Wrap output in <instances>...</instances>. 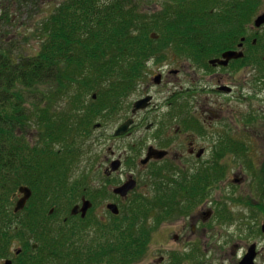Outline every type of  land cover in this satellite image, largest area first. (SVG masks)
<instances>
[{
  "label": "trees",
  "instance_id": "trees-1",
  "mask_svg": "<svg viewBox=\"0 0 264 264\" xmlns=\"http://www.w3.org/2000/svg\"><path fill=\"white\" fill-rule=\"evenodd\" d=\"M22 2L24 7L29 0ZM163 2L160 11L147 13L134 0H63L41 23L37 31L42 38L40 49L31 56L18 52L11 42H2L9 31L0 27V258L11 256L9 245L15 236L25 237L22 226L30 227L32 240L38 242L36 249L30 245L34 254L40 249L54 251L49 241L58 232L48 228V218L63 213V207L73 216L70 209L86 189L85 182L72 181L69 163L85 153L82 140L91 134L99 117L119 112L125 96L133 92L146 58L154 53L151 45L162 41L153 37L164 34L166 45L183 44L191 54L204 53L206 58L232 49L241 38L255 40L247 36L246 24L262 0ZM0 7V26L11 24L9 8ZM263 41L264 37L259 38L260 44L256 40L252 47L261 48ZM39 87H48L50 92L35 91L37 97L45 96L51 106L65 100L67 106L57 112L41 106L44 102L34 97L32 109L26 108L33 97L27 91ZM88 91L96 92L92 98L97 95L96 101L86 100ZM34 131L38 142L32 144L26 135ZM21 187L39 194L43 201L49 197L37 206L28 201L15 213L9 197L15 198ZM28 204L30 210L22 219ZM135 228L133 224L130 237L138 242ZM77 253L60 251L39 255L36 260L27 255L25 263L44 264L55 255L76 262ZM16 258L17 264H25L22 252Z\"/></svg>",
  "mask_w": 264,
  "mask_h": 264
},
{
  "label": "rangeland",
  "instance_id": "rangeland-1",
  "mask_svg": "<svg viewBox=\"0 0 264 264\" xmlns=\"http://www.w3.org/2000/svg\"><path fill=\"white\" fill-rule=\"evenodd\" d=\"M7 1L0 0V6L3 4L9 8L10 12L7 14L11 17L12 22L0 26L1 29L9 31L7 32L8 36L2 37V42H11L13 47L23 55H36L42 42L37 31L41 23L53 14L63 0H29L28 3L24 4V7H21L23 0ZM134 1H139L143 11L147 13L158 12L164 6L163 0ZM215 7L217 8L218 5ZM262 13H264V0L251 17L250 23L246 24L247 36L251 40H257V42L259 38L264 37V26L254 29L253 22ZM153 38H155L154 40L162 39V41L151 45L150 48L153 49L154 53L146 58L147 61L144 62L140 70L141 77L138 79L133 92L125 96L118 109L119 112L111 114L110 117H107V114L99 117L100 119L94 124H102L101 127L92 129L91 134L85 139L83 138L82 142L86 144L85 153L73 163H69V165L71 164L69 173L72 181H83L85 182L83 183L84 186L101 182V176L96 172L104 157L103 155H106V149L113 145L120 148L123 141H129V139H115L113 133L123 121L127 103H132L139 95L138 90L143 91L147 84L151 85L147 93L155 96L159 110L155 109L153 112L158 111L159 115L164 110L165 98L170 97L173 92L183 94L191 87L205 86V88H210L216 83V78L212 73L217 70H210L206 60L205 65L209 70L203 71L202 65H198L190 58L189 47L187 48L183 44H180L182 46L176 45L175 48L166 45L167 40L164 34H158L157 37ZM239 44H242L239 50L244 53L243 59L240 61V70L232 69L234 72L236 71L235 73L226 72L233 73V77L223 76L225 84L235 87V94L226 97L205 92L200 95L202 102L214 105V102L217 101V106L223 109L222 120L208 130L209 146L212 147V141L217 135L227 133L234 136L235 141L240 142L242 147L239 156L227 155L225 157V168L221 175L223 178L214 181L213 185L207 189L204 210L210 209L213 218L220 223V226L217 224L212 226L208 234L209 240L202 241L204 246L192 238L189 241L182 239L176 245L165 244L164 247L167 250L164 252L158 250L161 247L160 243H166L165 235L168 234L167 232H177V228L168 227L169 224L162 222L161 219L156 220L157 207L150 204L151 201L148 203L149 207L144 209H140L141 206L130 204L129 207L125 208V219L120 218L109 223H100L102 228L96 223L91 224L84 230L80 229L81 232H78L77 224L72 218L68 219L71 222V227L64 226L63 218L70 217V215L67 213L69 209L63 207L61 209L63 213L59 215L55 213L53 218H48L47 226L52 233H65L66 230H68L67 233L71 232V237L67 243L74 250H77L78 258L76 262L69 257L64 261L55 262L50 261V259L47 261L46 258L44 264H160L161 257L164 259L163 264H238L251 245H256L255 264H264V231H262L264 225V181L262 178L264 176L261 175L264 173V79L262 74L264 72V41L262 47L258 49V46L253 48L251 42L246 41V39L244 42L238 40L232 49H236ZM259 44L260 42H258ZM161 69L165 74L167 72L166 77L160 85H155L152 79ZM174 70H178V73L168 75V72ZM35 91L50 92L48 87L32 89L31 92L27 91L33 96L32 100L25 103L29 110L32 109L34 97L44 102L41 106H50L52 110L57 112L62 111L67 106L65 100L55 101L53 102L54 106H51L48 103L49 100H45V96L44 99H40L36 96ZM94 93L96 92L88 91L86 100L96 101L97 95L95 100L92 99ZM182 96L181 101L188 105L192 99H186L185 95ZM189 106L193 108L194 105L190 104ZM193 110L195 112L194 108ZM218 123L223 126H219ZM229 130L231 132H228ZM141 133H145V130H140L139 134ZM26 137L32 144L38 142V135L35 131ZM76 138L78 137L76 136ZM53 147L56 151L59 149L57 144ZM234 176L242 177V181L234 184L232 182ZM167 177H171V174ZM142 184H145V181L142 180ZM141 190H145V188L142 186L138 191ZM181 191L176 190L178 197H181ZM18 197V193L13 199L9 197L11 210L14 209ZM48 197L44 201H47ZM136 197L133 196L132 199L134 200ZM44 201L41 200L39 194L33 192L29 203L37 206ZM30 204H28L29 208L27 207L26 212L21 214L22 219L26 218ZM170 219L174 220V218ZM224 220L228 222L225 223ZM66 224L68 225V223ZM133 224L140 236L138 242H134V238L130 237ZM16 227L13 224V228L16 229ZM29 228L22 226V234L25 237L15 236L12 239L13 242L11 241L8 251L11 256L0 258V264L6 259L17 264L16 256L20 255L21 252V260L24 263L27 262V255L33 260H36L39 255L42 257L45 254L49 256V253L42 249L35 254L30 250V245L38 242L31 240L27 243L28 236H32L33 239ZM143 234L145 238H143ZM151 237L154 239L152 240ZM143 240L144 244L142 245ZM26 243L27 247L24 249ZM148 243L149 247L147 248ZM192 244H197L200 249L193 247ZM69 245L63 251H70L67 248ZM137 246H140L141 249ZM174 258H178L177 263H174Z\"/></svg>",
  "mask_w": 264,
  "mask_h": 264
},
{
  "label": "flooded vegetation",
  "instance_id": "flooded-vegetation-1",
  "mask_svg": "<svg viewBox=\"0 0 264 264\" xmlns=\"http://www.w3.org/2000/svg\"><path fill=\"white\" fill-rule=\"evenodd\" d=\"M253 44L251 42L252 46ZM229 50L238 51L239 46ZM222 53L209 59H205L204 53L202 55L197 52L192 53L190 58L198 65H202L203 71L217 70L212 73L216 78V83L210 88L191 87L183 94L173 92L170 97L165 98L164 110L159 115L158 111L153 112L155 109L159 110L155 96L147 93L151 85L147 84L143 91L138 90L139 95L132 103H127L123 121L117 126L118 128L122 123L131 121L129 128L119 136L113 133V138L129 139V141H123L120 148L113 145L106 149V155H103L96 172L101 176V182L86 185L88 187L84 189L78 201L70 209L72 213V210L77 208L76 213L63 218L64 226L70 228L71 222L68 219L72 218L77 224L78 232L95 223L102 228L100 223L125 219V208L130 204L141 206L140 209H144L149 207L148 203L151 201L150 204L157 207L156 220L161 219L162 222L169 224L168 227L177 228V232H167L166 243H160L161 247L158 250L164 252L167 250L164 247L165 244L176 245L182 239L189 241L192 238L204 246L202 241L209 240L208 234L212 226L215 224L220 226V223L213 218L212 211L204 210L207 189L213 185L214 181L223 178L221 175L225 168V157L227 155L239 156L242 152L240 142L235 141L234 136L227 133L217 135L212 141V147L209 146L208 130L222 120L223 109L217 106V101L214 105L202 102L200 95L205 92L226 97L234 95L235 87L225 84L223 76L233 77V73L230 72L240 70L241 64V60H231L226 65L211 62L222 60ZM206 60L209 69L205 65ZM162 71L161 69L154 75L152 79L154 83L158 78V83L155 85H160L166 77L167 72L165 74ZM227 71L230 72L226 73ZM177 73L178 70H174L168 72V75ZM182 95H185L186 99H192L188 105L181 101ZM145 99H148L147 107L134 112L135 104ZM190 104L194 105L195 112L189 106ZM99 125L101 127L102 124ZM219 126L223 125L219 124ZM99 127L96 126L94 129ZM140 130H145V133L139 134ZM114 163L116 165L119 163V167L113 171L111 168ZM170 174L171 177H167ZM261 175L263 177L264 173ZM142 180L145 184H142ZM131 181L135 183V187L126 195L115 192L117 188ZM241 181L242 177L236 176L232 180L234 184ZM142 186L145 190L139 192ZM177 189L182 190L181 197H178ZM133 196L137 197L133 200ZM85 202H89V205L83 214L82 209ZM110 205L116 206L118 214L113 213V210L109 208ZM217 217L220 220V216ZM67 232L68 230L65 233L58 232V236L55 234L52 236L49 247L54 251H50V255L63 251L69 245L67 242L71 237V232ZM151 239L153 240L154 237ZM192 246L200 249L197 244H192ZM67 248L70 250L67 251L69 253L77 251L70 245ZM49 259L54 262L64 261L62 259L66 257L55 255ZM163 261L161 257L159 263L163 264ZM177 262L178 258H174V263Z\"/></svg>",
  "mask_w": 264,
  "mask_h": 264
},
{
  "label": "water",
  "instance_id": "water-1",
  "mask_svg": "<svg viewBox=\"0 0 264 264\" xmlns=\"http://www.w3.org/2000/svg\"><path fill=\"white\" fill-rule=\"evenodd\" d=\"M253 25L255 28H260L261 26L264 25V13L258 15L253 22ZM242 41H244V38L242 39ZM222 60H213L211 61L212 63H220L222 65H226L230 60L232 59H239L243 57V53L242 52H237V51H227L223 54L222 56ZM155 83H158V78H156ZM147 103H148V99L145 100H141L139 102H137L134 106V112L136 110H140V109H144L147 107ZM131 121L128 122H124L122 123L114 132L115 136H119L125 133V131L129 128ZM100 125L98 124L97 127H99ZM119 167V163H117V165L114 163L112 166V170H116ZM135 187V183L134 182H127L125 185H123L122 187H119L115 190L116 193L121 194V195H126V193L128 191H130L131 189H133ZM19 193L22 194V197L17 201L16 206L14 208V212L17 213L20 210H22L26 204V202L28 201V199L31 197V190L27 187H21L19 188ZM89 205V202H85L84 206H83V214H85L87 207ZM109 208L111 210H113L114 214H118L117 208L114 205H110ZM76 209H74L72 211V213H76ZM262 230L264 231V225L262 226ZM31 238V237H30ZM17 254H19V252H17ZM256 256V252H255V245H252L249 250L248 253L244 256V258L242 259V261L240 262V264H254V259ZM1 264H13V262L11 260H5L4 262H2Z\"/></svg>",
  "mask_w": 264,
  "mask_h": 264
}]
</instances>
